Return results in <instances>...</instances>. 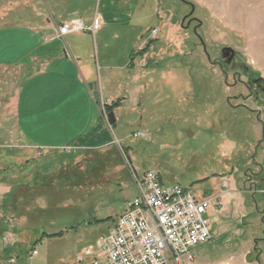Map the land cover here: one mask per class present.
<instances>
[{
    "label": "rangeland",
    "instance_id": "obj_1",
    "mask_svg": "<svg viewBox=\"0 0 264 264\" xmlns=\"http://www.w3.org/2000/svg\"><path fill=\"white\" fill-rule=\"evenodd\" d=\"M192 11L197 30L185 22ZM144 12L148 55L135 70L141 101L134 107L127 99L114 113L111 146L59 151L51 161L30 147L47 136L26 130L0 104V155L7 157L0 180L13 186L0 197L3 261L79 264L139 195L126 157L139 178L156 170L163 185L178 183L201 198L224 192L221 179L230 177L234 194L216 201L218 213L208 211L211 240L196 257L251 264L257 243L264 257V0H160ZM235 73L251 85L245 108L232 107L237 90L247 94L230 87ZM111 148L119 154L106 163ZM27 155L25 166L19 157Z\"/></svg>",
    "mask_w": 264,
    "mask_h": 264
},
{
    "label": "crops",
    "instance_id": "obj_2",
    "mask_svg": "<svg viewBox=\"0 0 264 264\" xmlns=\"http://www.w3.org/2000/svg\"><path fill=\"white\" fill-rule=\"evenodd\" d=\"M154 1L160 0H0V58H5L0 59V91H5L0 104L11 107L7 113L16 114L26 130L47 136V142L30 145L38 155L55 161V152L69 148L77 152L111 146L112 125L104 114L115 113L127 99L134 107L140 105L135 70L137 58L148 55L144 7ZM73 20L82 21L86 30L60 37L59 26ZM25 157L19 161L28 166L32 158ZM6 158L0 155V162ZM4 171L0 168V174ZM224 178L229 179L227 189L217 195L207 192L204 198L233 195L230 177H223L222 185ZM6 179L0 180V197L13 190ZM258 245L251 249V264H264ZM1 256L0 264H9ZM203 257H196L195 264Z\"/></svg>",
    "mask_w": 264,
    "mask_h": 264
},
{
    "label": "built area",
    "instance_id": "obj_3",
    "mask_svg": "<svg viewBox=\"0 0 264 264\" xmlns=\"http://www.w3.org/2000/svg\"><path fill=\"white\" fill-rule=\"evenodd\" d=\"M83 30L82 21L73 20L60 25L58 35ZM153 34L156 37L157 31ZM104 119L109 122L106 113ZM67 150L72 152L71 148ZM126 161L139 195L127 201L108 232L78 256L79 264H195V250L211 240L206 215L213 207L220 211L215 204L220 197L202 199L178 183L165 186L156 170L146 171L139 178L127 157ZM228 183L224 178L223 188L227 189ZM15 263L16 259L9 261Z\"/></svg>",
    "mask_w": 264,
    "mask_h": 264
},
{
    "label": "flooded vegetation",
    "instance_id": "obj_4",
    "mask_svg": "<svg viewBox=\"0 0 264 264\" xmlns=\"http://www.w3.org/2000/svg\"><path fill=\"white\" fill-rule=\"evenodd\" d=\"M192 22L196 23V30L200 27V22L197 19L193 18V15H190L189 17L186 18L185 22ZM233 81L234 83L230 86L231 88H239L240 86H243L245 88V91L247 94L241 92L240 90L236 91V95L232 98L234 101H236L235 105H232L234 109L237 108H245L246 102H248L251 99V85L245 83L242 81L240 74H234L233 75Z\"/></svg>",
    "mask_w": 264,
    "mask_h": 264
},
{
    "label": "trees",
    "instance_id": "obj_5",
    "mask_svg": "<svg viewBox=\"0 0 264 264\" xmlns=\"http://www.w3.org/2000/svg\"><path fill=\"white\" fill-rule=\"evenodd\" d=\"M105 109H106V111L108 112V108H107V106H105ZM87 151H89V152H91L92 150H86L85 152L87 153ZM97 152V151H96ZM111 152H114L113 154L111 153ZM111 154V155H110ZM118 154H119V152L117 151V150H115V149H110L109 150V152H108V154H107V156L105 157V158H103V160H104V162H106V163H108V162H110V163H112V162H115V161H113V159L116 157L117 158V156H118ZM101 155H103V153L101 154ZM113 156V157H112ZM108 232V231H107ZM106 232V233H107ZM63 233H58V234H54V235H52V236H61Z\"/></svg>",
    "mask_w": 264,
    "mask_h": 264
},
{
    "label": "water",
    "instance_id": "obj_6",
    "mask_svg": "<svg viewBox=\"0 0 264 264\" xmlns=\"http://www.w3.org/2000/svg\"><path fill=\"white\" fill-rule=\"evenodd\" d=\"M182 1H183V0H182ZM193 11H194V7H193ZM193 11H192V13H191L190 15L193 14ZM108 119H109V123H110L111 125H114V124L116 123V117H115V115H114L113 112L109 113V115H108Z\"/></svg>",
    "mask_w": 264,
    "mask_h": 264
}]
</instances>
